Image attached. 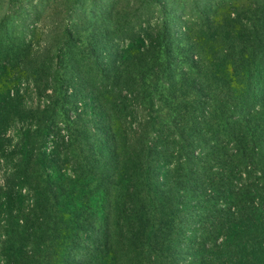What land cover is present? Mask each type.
I'll list each match as a JSON object with an SVG mask.
<instances>
[{"label":"trees","instance_id":"16d2710c","mask_svg":"<svg viewBox=\"0 0 264 264\" xmlns=\"http://www.w3.org/2000/svg\"><path fill=\"white\" fill-rule=\"evenodd\" d=\"M46 1L41 16L30 0V24L0 15V168L10 171L0 187L14 194L0 208L1 264H59L60 247L88 236L75 202L88 201L76 187L88 175L103 185L107 213L90 235L115 264L125 263L114 221L128 228L137 264H190L197 254L203 264H264V94L247 87L261 73L264 3L249 24L229 13L219 40L211 27L178 33L161 0H118L112 27L80 31L70 20L82 0ZM31 87L46 95L43 107L30 103ZM86 96L90 115L78 104ZM66 163L72 173L60 171ZM30 186L42 203L34 213L21 205ZM183 192L192 199L182 213Z\"/></svg>","mask_w":264,"mask_h":264},{"label":"rangeland","instance_id":"374dc122","mask_svg":"<svg viewBox=\"0 0 264 264\" xmlns=\"http://www.w3.org/2000/svg\"><path fill=\"white\" fill-rule=\"evenodd\" d=\"M53 2V0H49ZM37 2V9L39 10L41 16L45 14L46 11H49L48 9V2L46 0H35ZM162 4L166 6L167 11L173 13L172 16H170L171 21L173 22V25L175 26V29L178 33H184L186 32V29H188L189 26L193 27V30H198L200 27H211L212 29L222 30L219 34V40H222L223 37H225L226 32L223 30L228 27V20L227 16L230 13V16L234 17L237 21L240 22L242 25L245 21L246 24H249L256 18V12L262 6L264 3V0H161ZM118 0H99L98 2H93L90 0H82L79 2V4L76 6L75 10L72 13L71 17V28L75 31H80L81 29L88 27L90 25H100V24H107L108 26L113 25V20L115 17L116 9H118ZM145 11L147 9L155 8L150 6H144ZM33 10L32 6L30 5V0H0V15L3 13H8L11 20H16L17 22L22 21H29L30 24V11ZM145 20V19H144ZM263 24H264V15H263ZM155 20L152 21H144L142 24L143 26H148L149 24H153ZM240 25V26H241ZM139 26V25H137ZM242 28L239 26H235L234 30L236 33H241ZM244 32V31H243ZM245 34H249L248 32H244ZM263 42H264V32L262 34ZM116 43H118L119 40L114 39ZM241 41V40H240ZM123 45V43L121 44ZM129 45V44H127ZM259 53H260V65L261 73H256L252 77L253 84L250 82L248 84V88L252 90V92L257 91L259 95L264 94V43L259 45ZM125 54L129 53V46L126 47L124 50ZM248 57L245 56L244 60H246ZM231 69L229 68V65L226 66V68L223 70V72L226 75L230 74ZM240 73L242 74L240 81H246L249 79L248 73L245 70L244 67L240 70ZM248 76V77H247ZM234 83H231V86L233 87ZM30 94L32 97H30V103L32 105H40L43 107L45 103H47V97L44 96H36L35 94V88H30ZM91 100V101H90ZM92 99L90 96H86L83 101H79V108L80 110H84V113L87 115H90L92 112ZM143 104H162V101L158 99H154L153 101H150V98L148 100H144ZM87 109V110H85ZM52 142L49 141L47 144V147H51ZM60 168L61 172H73L74 169L73 166L70 163H66L61 165ZM55 167V165H54ZM6 166H2L0 168V179L3 180L7 176V172H10L9 170H6ZM53 170V174H57L58 170L55 168H51ZM183 179H186L185 177H182ZM176 187L178 183H175ZM66 185V184H65ZM79 188V191L81 193H84L88 196V201H84L81 197H75L76 206L83 207L85 211H82V213H78L80 218H84L85 215H88L86 221L84 222L86 226V230L88 232V236L83 239L82 237L85 236V232L82 231L78 234L79 244H75L72 247H69L66 249V247H60L61 255L64 260L59 261V264H90V261L92 264H115L116 257H112L111 255H108L106 257H103L104 254L102 251H99L96 249L97 241L94 238V234H91V229L96 226V228L103 227L101 226V218L105 214L107 215L106 211H104L103 206L100 205V202L103 199V185L99 183L98 179L95 175H88L87 177L78 180L76 184ZM180 187V186H178ZM184 190V189H183ZM25 188L23 187L22 192H25ZM185 191H189L186 189ZM191 191V190H190ZM11 192V194H10ZM34 188L30 186V200L28 199V195H25V201L21 205L23 207L27 206L30 207V213H34V211H37L38 209H41L39 205L42 203H38L36 201V198L34 197ZM184 193V192H183ZM180 194H177L179 197ZM9 197H14V194L10 187H0V208H3V205H5L8 201ZM192 196L189 193H184V196L181 200L177 202V206L184 211H187L190 206L191 202H187V200H191ZM29 200V202H28ZM63 203L66 204L68 208H66L69 211H74L76 208L70 207V203L68 204V201H65V198L63 199ZM20 205V206H21ZM95 212L96 215H93L92 213ZM114 212V218L117 217L119 210L118 207L115 205L113 207ZM61 213V212H60ZM183 213V210H182ZM62 214V213H61ZM72 215V214H71ZM94 223V226H91L89 221ZM83 222V221H82ZM114 234L120 235L119 239L120 242L117 243V252L118 257H121L120 259H123V262L125 264H137L136 257L131 258V247H129L127 244V241H124V233L125 231H128V228L124 231V228L122 231L124 233H121V229L119 228L118 224L114 221ZM0 235H2L0 233ZM187 241L188 243L192 240L193 234L191 231L187 232ZM78 242V241H77ZM90 243L91 248H85L86 245L84 244ZM126 244V249H125ZM199 257L198 260H192L190 264H203V260L200 258V255L197 254ZM4 256H2V250L0 248V261H3L2 259ZM6 258V257H5ZM101 258V259H99ZM99 259V260H98ZM98 262H97V261ZM1 264V262H0Z\"/></svg>","mask_w":264,"mask_h":264}]
</instances>
